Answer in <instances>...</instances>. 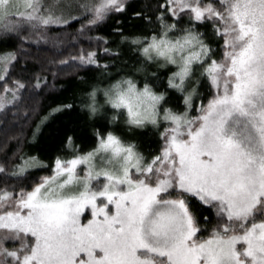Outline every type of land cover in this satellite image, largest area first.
Instances as JSON below:
<instances>
[{"label":"snow or ice","instance_id":"obj_1","mask_svg":"<svg viewBox=\"0 0 264 264\" xmlns=\"http://www.w3.org/2000/svg\"><path fill=\"white\" fill-rule=\"evenodd\" d=\"M112 18L114 46L69 57L94 79L49 113L108 117L94 146L65 132L70 155L0 162V264H264V0H0V37L22 49ZM18 63L0 53V110L29 87Z\"/></svg>","mask_w":264,"mask_h":264},{"label":"trees","instance_id":"obj_2","mask_svg":"<svg viewBox=\"0 0 264 264\" xmlns=\"http://www.w3.org/2000/svg\"><path fill=\"white\" fill-rule=\"evenodd\" d=\"M132 3L134 8L139 9L144 5L145 0H132ZM121 20V26L125 31H131L127 17L122 16ZM114 26L116 20L112 18L76 39L71 37L75 36V29L80 27L79 24H76L74 29H69L68 33L53 26L48 42L42 41L37 44L27 41L23 43L22 49L20 41L15 38L0 37V53L17 51L20 57V63L11 71L12 78H19L29 83V87L21 91L20 98L0 112V162L13 161L21 152L38 156L46 165L58 155L61 157L70 155L71 149L65 148L61 143L65 132L73 135L74 143L81 152H87L94 146L95 138L92 136L91 126L95 124L97 127H106L108 117L98 114L89 119L87 111H82L78 103H75L71 109L51 115L49 113L61 103L76 101L81 89L86 87L78 77L89 81L95 77L91 66L80 67L78 64H73L69 57L77 55L81 48L85 50L90 47L96 48L98 42L89 39L90 37H105L113 42L114 46L116 39L112 32ZM125 56L127 57V52ZM62 59L68 60V63L60 64L59 61ZM22 68L26 71H21ZM166 72L167 69H161L162 74ZM37 73L45 78L46 82L40 89H33L30 82ZM103 86L101 84V87ZM107 111L110 116L112 110L107 109ZM42 117L47 119L41 122ZM37 124L41 125L40 130L33 138ZM136 136L141 141L142 147H146L149 143L155 146V139L149 141L146 130H137ZM50 172L51 169L47 167L36 168L32 172V177L39 179ZM201 215H209L208 210H202Z\"/></svg>","mask_w":264,"mask_h":264},{"label":"rangeland","instance_id":"obj_3","mask_svg":"<svg viewBox=\"0 0 264 264\" xmlns=\"http://www.w3.org/2000/svg\"><path fill=\"white\" fill-rule=\"evenodd\" d=\"M7 106H8V105H7ZM1 111H2V110H0V112H1ZM83 167H84L83 165L80 166V168H83Z\"/></svg>","mask_w":264,"mask_h":264}]
</instances>
